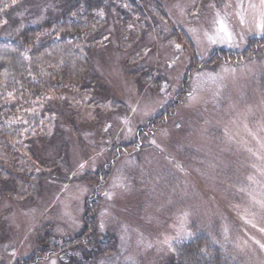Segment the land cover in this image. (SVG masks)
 <instances>
[{
    "label": "rangeland",
    "instance_id": "1",
    "mask_svg": "<svg viewBox=\"0 0 264 264\" xmlns=\"http://www.w3.org/2000/svg\"><path fill=\"white\" fill-rule=\"evenodd\" d=\"M146 2L144 23L128 4L100 14L94 90L70 78L38 116L11 119L22 142L0 155L18 186L0 196V264H70L57 249L93 225L109 250L83 264H174L195 238L230 264H264V0ZM17 10L16 26L62 11ZM37 130L47 140L29 151Z\"/></svg>",
    "mask_w": 264,
    "mask_h": 264
},
{
    "label": "trees",
    "instance_id": "2",
    "mask_svg": "<svg viewBox=\"0 0 264 264\" xmlns=\"http://www.w3.org/2000/svg\"><path fill=\"white\" fill-rule=\"evenodd\" d=\"M20 1L0 0V155L4 158L17 155V147L14 144L7 146L6 143L22 142L20 123L17 124L11 119L17 114L22 115L19 112L23 108L34 110L38 116V107H41L39 110L43 112L50 101L46 98L49 96L48 91L52 87L69 83L70 78H74V85L86 86L93 90L96 87V77L91 70L92 59L98 50V42H102L103 35L109 32L107 19L104 16L102 18L100 14L105 13L107 17L113 16L111 14L114 12H118V15L124 14L121 7L128 4L129 10L142 17L140 23H144L148 16V10L144 8L147 0L143 1L144 3L140 2L141 0H53L62 10L59 14L55 12L39 24L16 26ZM116 1L120 5L116 4ZM138 70L137 74L141 69ZM154 82L157 83L155 80ZM36 102L40 106L35 104ZM47 111L50 112L49 109ZM30 122L29 124H34L31 116ZM43 135L45 134L39 130L28 134L23 139V142L29 144L27 150L32 151L34 146L31 148V142L34 144L47 140ZM64 153L61 152L57 157H60V160L66 159ZM33 157L36 158L35 154ZM17 160L14 158L11 162ZM1 161L3 160L0 159V163ZM2 165L0 172L6 176V166ZM0 179V196L9 192L15 194L18 191L17 179ZM80 236H76L74 240ZM86 238V243L64 242L60 246L62 249L58 248L56 253L67 257L70 264H83L80 263L81 259H85L84 263H90L97 254L109 250L103 242L100 243L94 225L86 234ZM201 242L199 238H195L178 246L175 257L177 261L174 264H230L216 248L211 247V252L199 250ZM88 246H91V249L88 250ZM50 251L49 253L53 252L52 249ZM39 258L40 256H36L35 261Z\"/></svg>",
    "mask_w": 264,
    "mask_h": 264
},
{
    "label": "snow or ice",
    "instance_id": "3",
    "mask_svg": "<svg viewBox=\"0 0 264 264\" xmlns=\"http://www.w3.org/2000/svg\"><path fill=\"white\" fill-rule=\"evenodd\" d=\"M221 27H223V24L221 23Z\"/></svg>",
    "mask_w": 264,
    "mask_h": 264
}]
</instances>
